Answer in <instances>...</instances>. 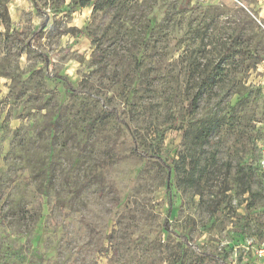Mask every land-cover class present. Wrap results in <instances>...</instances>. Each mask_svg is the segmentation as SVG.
Returning a JSON list of instances; mask_svg holds the SVG:
<instances>
[{
    "label": "rangeland",
    "instance_id": "rangeland-1",
    "mask_svg": "<svg viewBox=\"0 0 264 264\" xmlns=\"http://www.w3.org/2000/svg\"><path fill=\"white\" fill-rule=\"evenodd\" d=\"M24 1L0 16V264H259L264 0Z\"/></svg>",
    "mask_w": 264,
    "mask_h": 264
},
{
    "label": "trees",
    "instance_id": "trees-1",
    "mask_svg": "<svg viewBox=\"0 0 264 264\" xmlns=\"http://www.w3.org/2000/svg\"><path fill=\"white\" fill-rule=\"evenodd\" d=\"M9 0H0V16H4L5 19L7 18L8 20V14H7V3ZM120 0H72V4L80 6V7H85L92 5L94 8H98L99 5H106V6H115ZM225 45L224 51H228L230 49V45L228 43H223ZM229 54H219V58L217 61V64L215 65V70H212L211 67H206L205 69L202 70V73L199 74V83H198V88L197 92L194 95V98L192 100V105L196 106L197 100L199 96L205 92V90H210L213 91L220 85L224 83L225 80V75L222 74V69L220 65L224 63ZM143 61L142 59H136L135 62V70L136 72L138 69L142 66ZM219 68V69H218ZM61 80H65L66 84L69 86V88L72 90V87L68 81V79L64 77H58ZM136 81V80H135ZM222 115L220 111H217L214 113V116L211 121L204 123L203 126L200 128V134L203 136L204 139H207L210 137L216 130L221 128L220 126L222 125ZM87 130H89L90 126L86 127ZM158 158V157H157ZM163 167L166 168V172H170L173 170H177L179 168V165L174 167L173 169L169 166L166 165L165 163H160ZM248 186V185H247ZM167 191H169V188H167ZM248 192V187L244 192ZM171 209V207H170ZM251 260V259H250ZM252 262V260H251ZM253 263V262H252Z\"/></svg>",
    "mask_w": 264,
    "mask_h": 264
},
{
    "label": "crops",
    "instance_id": "crops-1",
    "mask_svg": "<svg viewBox=\"0 0 264 264\" xmlns=\"http://www.w3.org/2000/svg\"><path fill=\"white\" fill-rule=\"evenodd\" d=\"M206 3L203 4H212L216 3L218 0H203ZM19 2V3H18ZM30 5L27 1L24 0H9L7 3V14L9 18V22H19L21 20V13L25 12V10H28ZM260 14L264 13V10L259 11ZM264 246V241L262 243ZM259 264H264V261H260Z\"/></svg>",
    "mask_w": 264,
    "mask_h": 264
},
{
    "label": "built area",
    "instance_id": "built-area-1",
    "mask_svg": "<svg viewBox=\"0 0 264 264\" xmlns=\"http://www.w3.org/2000/svg\"><path fill=\"white\" fill-rule=\"evenodd\" d=\"M261 166H262V174L264 175V161L261 162ZM251 260L254 262H260V261H264V246L261 245L259 247H256L254 249H252L251 251Z\"/></svg>",
    "mask_w": 264,
    "mask_h": 264
}]
</instances>
